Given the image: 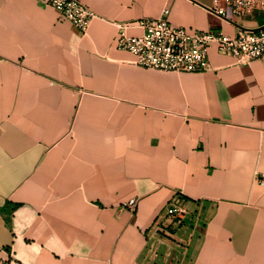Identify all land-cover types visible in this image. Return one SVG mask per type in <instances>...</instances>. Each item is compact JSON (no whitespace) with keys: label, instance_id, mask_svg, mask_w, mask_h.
Returning a JSON list of instances; mask_svg holds the SVG:
<instances>
[{"label":"crops","instance_id":"crops-1","mask_svg":"<svg viewBox=\"0 0 264 264\" xmlns=\"http://www.w3.org/2000/svg\"><path fill=\"white\" fill-rule=\"evenodd\" d=\"M82 1L98 15L85 35L50 6L0 0V256L264 264V58L213 47L212 71L173 73L117 47L119 25L139 36L165 9L231 36L264 18L221 17L216 0Z\"/></svg>","mask_w":264,"mask_h":264},{"label":"built area","instance_id":"built-area-1","mask_svg":"<svg viewBox=\"0 0 264 264\" xmlns=\"http://www.w3.org/2000/svg\"><path fill=\"white\" fill-rule=\"evenodd\" d=\"M54 8L59 16L70 21L79 31L87 34L97 13L82 0H35ZM211 11L221 17L228 14L239 18L260 15L264 18V0H216ZM170 9L160 17L138 21L143 33L128 35L124 25H119L117 47L135 56V64L163 72L202 73L213 70L210 50L215 47L224 55L235 57L240 63L264 58V24L257 29H240L236 35L222 31L205 32L176 26L169 20ZM264 186V177L258 179ZM135 210L137 200L126 203ZM168 214L183 222L189 211L179 200L171 203Z\"/></svg>","mask_w":264,"mask_h":264},{"label":"trees","instance_id":"trees-1","mask_svg":"<svg viewBox=\"0 0 264 264\" xmlns=\"http://www.w3.org/2000/svg\"><path fill=\"white\" fill-rule=\"evenodd\" d=\"M9 262H10V258L5 259V258L0 256V264H9Z\"/></svg>","mask_w":264,"mask_h":264},{"label":"rangeland","instance_id":"rangeland-1","mask_svg":"<svg viewBox=\"0 0 264 264\" xmlns=\"http://www.w3.org/2000/svg\"><path fill=\"white\" fill-rule=\"evenodd\" d=\"M185 221V220H184ZM173 222L177 224H182V222L178 221L177 219L173 218Z\"/></svg>","mask_w":264,"mask_h":264}]
</instances>
